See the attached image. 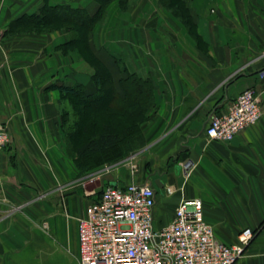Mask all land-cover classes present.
<instances>
[{
  "label": "crops",
  "instance_id": "0c3cea01",
  "mask_svg": "<svg viewBox=\"0 0 264 264\" xmlns=\"http://www.w3.org/2000/svg\"><path fill=\"white\" fill-rule=\"evenodd\" d=\"M181 1L190 23L160 0L148 7L152 98L141 127L144 145L91 172L67 152L61 113L71 124L73 108L56 86L80 83L93 94L92 68L61 50L69 39L62 28L29 34H9L8 28L44 6L94 13L97 3L0 0V124L10 135L0 148V264H79L77 222L88 204L107 185L147 180L157 189L158 226L172 220L182 199H201L217 239L233 244L240 230L258 228L235 264H264V78L258 75L264 68V0ZM104 25L93 27L89 45L114 80L115 59L127 57L121 45L117 54L107 48ZM247 88L258 95L260 119L229 142L208 138V118L226 112ZM186 160L193 167L184 178L180 164ZM92 173L96 178L85 184Z\"/></svg>",
  "mask_w": 264,
  "mask_h": 264
},
{
  "label": "built area",
  "instance_id": "2783aa9c",
  "mask_svg": "<svg viewBox=\"0 0 264 264\" xmlns=\"http://www.w3.org/2000/svg\"><path fill=\"white\" fill-rule=\"evenodd\" d=\"M258 75L264 78V68ZM260 117L258 95L247 88L226 112L208 118L204 132L210 139L229 142ZM9 141L6 125L0 124V148ZM180 166L187 178L192 161ZM131 170L136 172V165ZM91 182L93 179H88L85 184ZM166 191L170 193L171 189ZM156 193L148 180L105 186L78 219L79 264H235L244 255L254 237L251 228L240 230L233 244L217 239L204 219L203 202L198 198L182 199L172 220L158 226L153 212Z\"/></svg>",
  "mask_w": 264,
  "mask_h": 264
},
{
  "label": "trees",
  "instance_id": "16d2710c",
  "mask_svg": "<svg viewBox=\"0 0 264 264\" xmlns=\"http://www.w3.org/2000/svg\"><path fill=\"white\" fill-rule=\"evenodd\" d=\"M94 1L97 3L94 13L72 6H44L38 14H25L15 19L8 28L9 34L38 33L62 28L70 38L61 50L77 54L92 68L91 80L97 88L93 94H87L80 83L56 86L73 108L71 124H68V113H61L62 127L65 140L72 149L74 162L81 169L117 162L129 152L142 147L144 139L139 124L143 121L136 118L146 117L152 98L151 80L130 70L127 65H120V58H117L116 67L124 74L118 79L119 92L110 70L90 47V33L102 20L107 5L113 0ZM126 1L120 0L123 7L128 4ZM160 4L182 21L190 23L187 8L181 0H160ZM105 115L107 119H104ZM120 117L129 121L128 126H122ZM91 159L93 162H89ZM252 231L255 235L258 228Z\"/></svg>",
  "mask_w": 264,
  "mask_h": 264
},
{
  "label": "rangeland",
  "instance_id": "374dc122",
  "mask_svg": "<svg viewBox=\"0 0 264 264\" xmlns=\"http://www.w3.org/2000/svg\"><path fill=\"white\" fill-rule=\"evenodd\" d=\"M126 2H128V4L124 7L120 3V0H113L107 5L105 15L101 20L103 23L105 22V25L102 26L103 28L100 27V29L104 34L105 45L112 53L117 54L116 50H119L120 45L122 46V54H126L125 56L127 58L119 57V61H121L120 65H127L130 70H135L143 77H148V7L151 8L153 6V0H127ZM97 34L101 35L100 32H97ZM68 38H70V35ZM114 67L117 68L116 64ZM118 72L114 78L115 81L113 80L117 88V77L119 78V75L120 78L124 76V74L121 72L118 74ZM92 84L94 83L92 82ZM146 117L142 118V116H137L136 120L142 119L143 121L139 124L140 128L147 123L148 114ZM101 119L102 118H100V120ZM104 119H107L106 115ZM119 122L122 123V126H128L129 123V121L125 120L123 117L119 118ZM67 152L70 156L73 155L72 149H70L69 146H67ZM89 162H93V159L89 160ZM95 168L96 167L92 168L90 171H95ZM95 178V173L90 174L88 177L89 180Z\"/></svg>",
  "mask_w": 264,
  "mask_h": 264
},
{
  "label": "water",
  "instance_id": "95a60500",
  "mask_svg": "<svg viewBox=\"0 0 264 264\" xmlns=\"http://www.w3.org/2000/svg\"><path fill=\"white\" fill-rule=\"evenodd\" d=\"M155 184H156L158 190L162 188V183L160 181L156 180Z\"/></svg>",
  "mask_w": 264,
  "mask_h": 264
}]
</instances>
